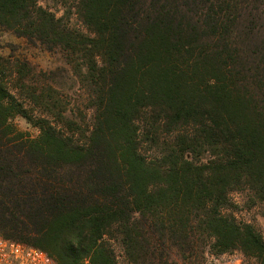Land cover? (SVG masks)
Instances as JSON below:
<instances>
[{
  "label": "trees",
  "instance_id": "trees-1",
  "mask_svg": "<svg viewBox=\"0 0 264 264\" xmlns=\"http://www.w3.org/2000/svg\"><path fill=\"white\" fill-rule=\"evenodd\" d=\"M72 13L82 29L70 11L0 0V31L59 49L84 104L0 54V237L57 264H119L117 246L131 264L202 246L264 264L263 234L231 213L233 194L264 202V0H75Z\"/></svg>",
  "mask_w": 264,
  "mask_h": 264
},
{
  "label": "rangeland",
  "instance_id": "rangeland-1",
  "mask_svg": "<svg viewBox=\"0 0 264 264\" xmlns=\"http://www.w3.org/2000/svg\"><path fill=\"white\" fill-rule=\"evenodd\" d=\"M38 2L42 7L54 12L57 17L62 15L66 17L67 11H70L68 14L70 23L82 29L76 15L72 13L75 0H38ZM246 44L247 41H244L245 49L250 47L254 49L255 47L254 44H249L247 48ZM10 53L30 63L37 83L59 89L70 108L78 106L83 109L82 91L72 79L70 69L59 49L46 50L45 46L19 38L11 31H0V54L8 56ZM72 104L74 105L72 106ZM75 111L74 114L79 115L77 110ZM14 122L22 131H27L32 135L37 133L20 117H16ZM232 198L237 206L231 211L235 218L238 221L256 225L264 236V202L250 208L243 195L236 193ZM115 252L119 264H131L125 260L118 246ZM184 255L185 258L181 252L173 248L167 264H241L243 261V256L237 251L215 255L209 251L208 246L199 247L192 256L189 253Z\"/></svg>",
  "mask_w": 264,
  "mask_h": 264
},
{
  "label": "built area",
  "instance_id": "built-area-1",
  "mask_svg": "<svg viewBox=\"0 0 264 264\" xmlns=\"http://www.w3.org/2000/svg\"><path fill=\"white\" fill-rule=\"evenodd\" d=\"M0 264H57L44 250L0 237Z\"/></svg>",
  "mask_w": 264,
  "mask_h": 264
}]
</instances>
